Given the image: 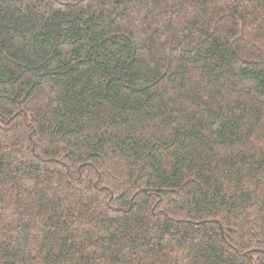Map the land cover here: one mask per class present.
Listing matches in <instances>:
<instances>
[{
	"label": "trees",
	"instance_id": "obj_1",
	"mask_svg": "<svg viewBox=\"0 0 264 264\" xmlns=\"http://www.w3.org/2000/svg\"><path fill=\"white\" fill-rule=\"evenodd\" d=\"M0 264H264V0H0Z\"/></svg>",
	"mask_w": 264,
	"mask_h": 264
}]
</instances>
